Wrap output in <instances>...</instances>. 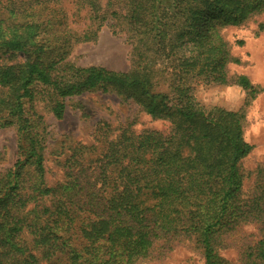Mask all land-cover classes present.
Here are the masks:
<instances>
[{"label": "trees", "instance_id": "trees-1", "mask_svg": "<svg viewBox=\"0 0 264 264\" xmlns=\"http://www.w3.org/2000/svg\"><path fill=\"white\" fill-rule=\"evenodd\" d=\"M51 3L0 0V50L32 52L0 65V130L14 128L18 139L17 160L0 175V264H141L184 241L204 264H233L222 250L264 264V166L245 194L241 163L254 149L245 112L207 110L193 97L194 85L229 83L227 65L239 61L220 32L264 14V0H79L95 36L109 22L126 32L128 72L67 62L72 46L94 37L65 27ZM162 82L168 93L156 91ZM231 83L251 100L262 93L246 76ZM93 92L133 101L170 131L126 130L95 158L85 156L93 147H78L51 187L48 128L35 105L62 120L65 99Z\"/></svg>", "mask_w": 264, "mask_h": 264}, {"label": "rangeland", "instance_id": "rangeland-1", "mask_svg": "<svg viewBox=\"0 0 264 264\" xmlns=\"http://www.w3.org/2000/svg\"><path fill=\"white\" fill-rule=\"evenodd\" d=\"M51 7L62 11L59 16L65 27L68 25L77 35L90 30L91 41L72 46L67 62L76 67H103L111 71L128 72L133 66L132 46L126 32L105 23L98 31V25L90 19L89 9L79 6V0H52ZM110 0H100L106 5ZM66 16V19L64 18ZM262 25V28H260ZM64 28V26H62ZM228 45L231 57L239 63L227 65L229 83L203 82L194 85L193 97L203 108L214 107L228 111L245 112V138L254 149L241 163L246 178L243 185L245 194L254 187L255 171L264 166V14L256 16L238 27H226L220 32ZM32 59L27 54L0 50V65H20ZM246 76L262 93L251 100L248 92L231 82ZM157 92L168 93L163 82ZM66 112L57 120L43 102L36 110L44 117L47 128L46 180L51 187L64 182V161L78 147H87L86 157L95 158L103 151L109 140L124 131L139 134L143 131L168 133V123L157 121L145 114L133 101L125 100L114 93L93 92L64 100ZM18 157V139L14 128L0 130V175L11 169ZM245 234H255L253 226L243 228ZM220 257L241 264L235 250H222ZM141 264H204L202 251L194 242L184 241L173 248L167 256L147 260Z\"/></svg>", "mask_w": 264, "mask_h": 264}]
</instances>
